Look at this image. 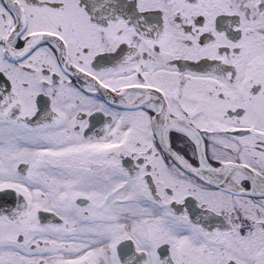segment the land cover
Here are the masks:
<instances>
[{
	"label": "snow or ice",
	"instance_id": "6c2138e0",
	"mask_svg": "<svg viewBox=\"0 0 264 264\" xmlns=\"http://www.w3.org/2000/svg\"><path fill=\"white\" fill-rule=\"evenodd\" d=\"M0 264H264V0H0Z\"/></svg>",
	"mask_w": 264,
	"mask_h": 264
}]
</instances>
